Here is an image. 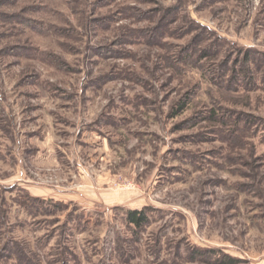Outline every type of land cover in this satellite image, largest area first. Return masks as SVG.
Returning a JSON list of instances; mask_svg holds the SVG:
<instances>
[{
  "label": "rangeland",
  "instance_id": "rangeland-1",
  "mask_svg": "<svg viewBox=\"0 0 264 264\" xmlns=\"http://www.w3.org/2000/svg\"><path fill=\"white\" fill-rule=\"evenodd\" d=\"M229 259L264 264V0H0V264Z\"/></svg>",
  "mask_w": 264,
  "mask_h": 264
},
{
  "label": "trees",
  "instance_id": "trees-1",
  "mask_svg": "<svg viewBox=\"0 0 264 264\" xmlns=\"http://www.w3.org/2000/svg\"><path fill=\"white\" fill-rule=\"evenodd\" d=\"M127 221L129 224L137 228L141 227L143 224L147 222L144 214L142 212H137V211L128 212ZM228 262L231 264H235L238 261L235 259H229Z\"/></svg>",
  "mask_w": 264,
  "mask_h": 264
}]
</instances>
